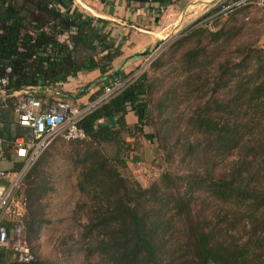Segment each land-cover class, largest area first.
I'll return each mask as SVG.
<instances>
[{
    "label": "trees",
    "instance_id": "1",
    "mask_svg": "<svg viewBox=\"0 0 264 264\" xmlns=\"http://www.w3.org/2000/svg\"><path fill=\"white\" fill-rule=\"evenodd\" d=\"M115 1L99 0L106 5ZM125 1L162 6L180 0ZM221 19L214 21V28ZM203 30L207 29L189 28L192 35ZM122 44L110 36L106 22L76 11L70 0H0V78L7 80L8 94L38 88L39 93L34 96L44 98L45 89L80 74L99 71L100 89L89 102L95 101L101 95L102 83L118 74L108 72L112 62L121 55ZM244 51L251 53L249 48ZM200 56L191 53L189 63L197 62ZM237 68L244 69V77L237 76ZM252 68L230 62L221 67L215 86H227L224 83L227 80L236 84L235 89L240 93L227 100L211 95L205 100L204 111L190 117L184 115V128L179 131L174 150L182 151L181 161L190 167L189 172L171 178L166 172L162 176L164 181L147 190L129 184L114 166L125 167L126 161L120 156L126 154L129 158L135 140L144 135L145 128H152L156 118H152L151 85L145 75L79 122L86 140L95 146L80 153L77 161L80 165L78 189L85 199L82 210L87 220L84 237L102 264H162L165 254L168 264H264V61L257 70ZM88 90L89 85L84 86L74 98L84 96ZM61 95L62 99L72 100ZM21 97L13 96L1 108L0 120L6 122L5 130L11 140L3 144L4 159L14 150L17 137L30 136L17 123L15 127L23 133L11 126L13 111ZM179 97H185V91ZM210 103L219 109H212ZM244 106L248 107L244 113L249 114L240 118L238 115ZM9 107L12 109L7 111ZM161 107L166 105L161 103L158 109ZM128 112L137 118V123H126ZM153 132L159 141L166 138L169 129L165 131L161 126ZM104 145H113V157L100 153ZM48 148L28 169L15 195L26 201L21 222L23 241L34 255L30 264H49L41 261L29 245L31 237L37 236L47 224L38 210L42 185L38 183L30 191L26 190L27 182L38 176L35 168ZM174 150L172 147L169 154ZM220 157L229 160L223 168L218 167ZM22 166L19 161L11 173ZM178 180H190L195 187L188 186L182 193L171 194ZM6 183L0 179V185ZM196 187L204 189L215 211L222 212L216 214L214 223L193 216L191 202ZM6 225L10 228L9 223ZM12 255L11 251L0 248V264H9Z\"/></svg>",
    "mask_w": 264,
    "mask_h": 264
},
{
    "label": "rangeland",
    "instance_id": "2",
    "mask_svg": "<svg viewBox=\"0 0 264 264\" xmlns=\"http://www.w3.org/2000/svg\"><path fill=\"white\" fill-rule=\"evenodd\" d=\"M227 17L218 21L215 28L210 31L203 30L197 35H192L189 27L169 37V40L146 49L151 55L142 57L137 66L128 72L130 76L140 71L139 76L144 74L151 85L150 110L152 118L156 117L153 130L155 128L160 130L161 126L165 131L169 129L166 138L156 141L152 128H145L144 135L135 140L134 151L129 154V158L127 159L126 154L120 156L126 161L125 167L120 168L121 165L114 164L121 176L135 188L149 189L151 185L164 181L162 176L166 172L170 178L173 175H177L175 177L186 175L190 167L181 161L182 151L174 150L179 131L184 128L186 119L184 115L190 117L194 113L204 111L205 100L211 95L227 100L238 94L236 84L227 80L224 82L227 86L223 84L215 86L214 80L219 77L222 66L228 62L234 66L243 63L244 66L251 65L255 71L264 61V17L260 11L254 10L250 13L246 8H240ZM245 48L251 49L250 55L244 51ZM194 52L201 56L192 64L189 63L188 56ZM246 57L247 61L243 62ZM243 70L237 68L235 73L239 77H244ZM115 78L125 79V75ZM182 90L185 91V97L177 98ZM165 98L168 101H164ZM161 103L166 105V108L158 109ZM240 104L243 106L241 102ZM210 106L212 109H219L214 104L210 103ZM11 107L7 111L11 110ZM246 110L248 107L244 106L242 114L240 113L238 117L248 115L249 112L244 113ZM12 119L14 121L17 119L15 111ZM127 120L136 121L137 118ZM87 141L52 143L35 168L38 176L26 184L27 191L36 187L38 183L42 185L43 195L39 200L38 210L47 224L37 236L31 237L29 245L41 261L49 264H102V259L95 250H92L87 238L84 237L87 220L82 205L85 199L78 189L80 165H77V161L80 153L95 148ZM172 147L173 154H169ZM114 152L113 145H104L100 148V153L108 158L113 157ZM228 161L220 157L217 161L218 167L223 168ZM40 180L43 181L39 182ZM190 182L192 181H176V188L170 190L171 194L182 193L188 186L195 187ZM203 190L194 188L191 211L193 216L214 223L218 217L216 214L222 212L215 211L209 205L207 194L203 193ZM158 235L161 237L162 233L159 232ZM166 245L169 247V242H166ZM168 263L169 259L165 254L162 264Z\"/></svg>",
    "mask_w": 264,
    "mask_h": 264
},
{
    "label": "built area",
    "instance_id": "3",
    "mask_svg": "<svg viewBox=\"0 0 264 264\" xmlns=\"http://www.w3.org/2000/svg\"><path fill=\"white\" fill-rule=\"evenodd\" d=\"M248 0L228 2L215 14L195 22L192 28H205L212 30L213 23L218 18H223L242 8ZM264 16V0L258 5ZM141 72L128 75L125 79L111 78L101 85V95L92 102L78 106L72 101L62 99V95L55 87L45 89L44 98H36L38 88H31L23 92L8 94L5 86L6 79L0 78V104L6 105L8 99L22 93L23 97L16 109L17 124L28 130L29 138L17 137L14 142L16 158L23 163L20 170L0 171V179L7 181L0 185V248L13 253L17 264H30L34 261V255L28 245L23 241L22 219L26 213V201L16 198V192L20 188L23 178L39 157L54 141L80 142L87 139L79 122L90 112L106 103L112 97L121 93L136 79ZM4 141L0 139V160L3 155ZM9 223L10 228L7 227Z\"/></svg>",
    "mask_w": 264,
    "mask_h": 264
},
{
    "label": "crops",
    "instance_id": "4",
    "mask_svg": "<svg viewBox=\"0 0 264 264\" xmlns=\"http://www.w3.org/2000/svg\"><path fill=\"white\" fill-rule=\"evenodd\" d=\"M70 1L76 11L106 22L110 36L117 42H123L121 55L112 62L108 74L118 73L115 77L124 75L127 77L128 72L137 66L142 58L138 55L146 49L167 41L169 37L187 30L195 22L215 14L228 2L239 0H180L174 4H164L162 6L156 3H128L125 0H116L108 5L100 3L99 0ZM261 1L263 0H248V3L242 6L241 9L246 8L250 13H253L254 10L260 11L258 5ZM100 78L99 71L88 72L80 74L74 79H68L67 82L59 84L55 88L60 90L67 98L73 101L76 99L74 103L82 106L87 104L90 98L95 96L100 89L98 84ZM87 85H89L87 94L74 98L81 88ZM21 94H17L16 97H20ZM2 106L0 104L1 113ZM134 117L131 112H128L125 115L126 123L129 125L137 123V120L132 121V119L130 122L127 120ZM16 123L12 120L11 126L16 128ZM6 127V122L0 120V139L4 143L11 142L5 130ZM18 130L21 129L17 127L16 131ZM7 155L8 158L0 160V171H12L19 162L14 150L9 151ZM8 261L9 264H14L13 255Z\"/></svg>",
    "mask_w": 264,
    "mask_h": 264
},
{
    "label": "water",
    "instance_id": "5",
    "mask_svg": "<svg viewBox=\"0 0 264 264\" xmlns=\"http://www.w3.org/2000/svg\"><path fill=\"white\" fill-rule=\"evenodd\" d=\"M151 54H150V52H148V51H144L143 53H141L140 55H138V57H144V56H150Z\"/></svg>",
    "mask_w": 264,
    "mask_h": 264
}]
</instances>
